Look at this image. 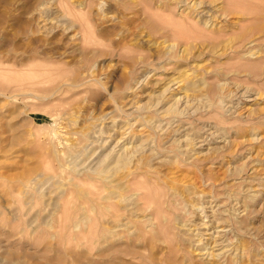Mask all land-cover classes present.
<instances>
[{"label":"rangeland","instance_id":"374dc122","mask_svg":"<svg viewBox=\"0 0 264 264\" xmlns=\"http://www.w3.org/2000/svg\"><path fill=\"white\" fill-rule=\"evenodd\" d=\"M254 1L0 0V264H264Z\"/></svg>","mask_w":264,"mask_h":264},{"label":"bare ground","instance_id":"6f19581e","mask_svg":"<svg viewBox=\"0 0 264 264\" xmlns=\"http://www.w3.org/2000/svg\"><path fill=\"white\" fill-rule=\"evenodd\" d=\"M215 3V2H214ZM241 4V3H240ZM124 5V4H123ZM237 5V4H236ZM231 7V6H230ZM229 7V8H230ZM217 8H218V6H217ZM220 8V7H219ZM233 8V7H232ZM232 8H230V9H232ZM239 8V7H238ZM236 9V8H235ZM244 9H246V10H248V9H250V11H248L249 12V15H251L252 17H251V19L253 18V19H255L256 21H259L258 22V24H254V25H252L251 24V26H248L247 28H245V26H244V28L243 27H241L242 28V32H240V33H236V35H235V38H232L233 40L234 39H237V38H239V41H245V40H247V38L248 37H251V36H253V34L255 33V32H257L258 31V33L259 32H261L263 29H262V23H263V17H264V3H263V0L262 1H254V2H251V4H249V6H246V8H244L243 6H242V8H241V11H239V13H242V15H243V13H245L244 11H242V10H244ZM225 11H226V8L224 9ZM70 11V10H69ZM213 13V12H212ZM222 13H224L223 11H221V9H219V10H217L216 9V11H215V13H214V17H217V18H222ZM236 13V12H235ZM234 14V13H233ZM246 14V13H245ZM235 15H237V14H235ZM46 16V15H45ZM224 16V15H223ZM229 16V15H228ZM244 16V15H243ZM242 16V17H243ZM248 16V15H247ZM47 17V16H46ZM241 18V17H240ZM247 17H245V18H241V20L242 19H246ZM44 19V18H43ZM226 19V18H225ZM249 19V18H248ZM48 20V19H47ZM43 21V20H42ZM44 22V21H43ZM237 22V21H236ZM234 23V22H233ZM261 23V24H260ZM220 24V23H219ZM235 24V23H234ZM234 24L232 25L233 27H234ZM242 24V23H241ZM44 25V24H43ZM217 25V23H215L213 26H216ZM67 27H69V26H66V28ZM240 28V27H239ZM69 29V28H68ZM81 29V28H80ZM244 29V30H243ZM216 31V33L217 32H219L221 29L220 28H218V27H216V29H215ZM224 30V29H223ZM239 30H241V29H239ZM82 32H83V36H85L86 35V32H84V29L82 28ZM214 32V30H213V33H212V35H215L216 33ZM233 32H235V31H233ZM253 32V33H252ZM233 34V33H232ZM231 34V35H232ZM211 35V34H210ZM218 35V34H217ZM234 35V34H233ZM232 39H231V41H232ZM254 39V38H253ZM220 40H221V38H220ZM219 40V41H220ZM228 40V39H227ZM217 41H218V39H217ZM230 41V42H231ZM230 42H229V44H230ZM248 42V41H247ZM246 42V43H247ZM217 43V42H216ZM244 43V42H243ZM241 44H242V42H241ZM239 45V44H238ZM224 46V45H223ZM77 84V83H76ZM173 123V122H172ZM178 129V128H177ZM176 130V129H175ZM200 135V134H199ZM201 137H203V136H201ZM195 138V137H194ZM196 139H197V137H196ZM205 139V138H204ZM195 141V140H194ZM197 141V140H196ZM199 141V140H198ZM203 141V140H202ZM193 143V142H192ZM136 147V146H135ZM123 148H124V146H123ZM132 148H133V146H132ZM131 147H130V149H132ZM125 149H127V147H125L124 148V150ZM134 149V148H133ZM136 149V148H135ZM144 150V149H143ZM142 150V151H143ZM150 150V149H149ZM133 151H136V150H133ZM154 151V150H153ZM123 152H125V151H123ZM127 152H129L130 153V151H127ZM127 152H125V154H123L122 152H119V154H118V157H117V159H113V165H114V162H115V165H116V163H123L122 165L123 166H125L126 165V163H129V162H131L132 160H133V157L135 156H137V155H135V153L134 152H132V150H131V154L129 155V153H127ZM137 152V151H136ZM141 152V151H140ZM140 154V153H139ZM138 159H140V158H138ZM107 162V161H106ZM118 163V164H119ZM120 163V164H121ZM107 166V169L109 168V166H110V164H106ZM105 166V165H104ZM112 166V165H111ZM101 168H103V167H101ZM107 169L104 167L103 169H98V176L99 175H103L104 177H102L104 180L106 179L107 180V178L108 177H110L109 175H107L106 173H107ZM92 170H94V169H92ZM109 170V169H108ZM111 170V169H110ZM95 171V170H94ZM96 172V171H95ZM106 172V173H105ZM109 172V171H108ZM110 172H112V171H110ZM100 173V174H99ZM101 173H103V174H101ZM113 173V172H112ZM128 174L127 175H124V176H126V177H128V176H130L131 174H134V171H133V169H129L128 170V172H127ZM97 174V173H96ZM124 176L122 177V179L124 178ZM113 177V176H112ZM121 179V181H123ZM108 181H110V180H108ZM124 182V181H123ZM120 183V182H119ZM128 183V182H127ZM118 184V183H117ZM126 184V183H125ZM124 184V185H125ZM119 185V184H118ZM123 185V186H124ZM127 185H129V184H127ZM125 186L126 188H128V186ZM117 186V185H116ZM120 187V189L122 188V185L120 184V186H118V188ZM125 187H123V188H125ZM171 187H173V186H171ZM117 188V189H118ZM122 188V189H123ZM125 188V189H126ZM119 189V191H118V196H119V198H123L124 197V195L123 194H120V190ZM173 189V188H172ZM176 189V188H175ZM174 189V190H175ZM177 189H178V187H177ZM127 190V189H126ZM137 193V192H136ZM155 196H156V193H155ZM154 196V197H155ZM156 198V197H155ZM102 199H104V198H102ZM153 199V198H152ZM89 200H94V199H89ZM155 200H157V198L155 199ZM161 200V199H160ZM159 200V201H160ZM159 201H157L158 202V204H159ZM156 204V203H155ZM202 205V204H201ZM101 206V211H102V213H105L106 211H109V212H106L105 213V216H108V218L106 219V220H101L100 219V222L97 224V226H95V227H97L96 228V231H94L96 234L95 235H98L99 236V238L98 239H96L97 240V242H96V244H98L99 246H100V248L102 247V245H104L105 244V247L111 242V239H112V237L113 236H115L116 234H117V230H119V229H116V227H121V226H125V227H128V229H130V224H131V220H130V218H132V216L130 217V214H131V212H130V214L129 215H127L128 213H127V209H126V207L125 206H121V205H119V206H116V204L115 203H104L103 205H100ZM157 206V205H156ZM156 206H151L153 209H154V211H155V213L154 214H156V215H158V214H160L159 212H160V209H155V208H157ZM113 207V208H112ZM158 207H160V205L158 206ZM110 208H112V209H110ZM115 208H116V211H115ZM164 211V210H163ZM161 214H163V217L165 216V214H164V212L162 213L161 212ZM88 215V214H87ZM102 215V214H101ZM132 215H133V213H132ZM155 215V216H156ZM154 216V215H153ZM161 216V215H160ZM162 217V218H163ZM88 217H86V219H87ZM124 218H127L126 220H124ZM160 218V217H159ZM90 219V218H89ZM88 219V220H89ZM92 219H94V217L92 218ZM96 219V218H95ZM94 219V220H95ZM99 219V218H98ZM154 219H156V218H154ZM93 220V222H95ZM241 222V221H240ZM92 226V225H91ZM94 226H92V228H93ZM95 227L93 228L94 230H95ZM123 228V227H122ZM223 231V230H222ZM89 234H90V236L93 234L94 235V232H93V230L91 229V228H89ZM87 233H88V231H87ZM119 234V233H118ZM89 236V235H88ZM87 238V237H86ZM88 239V238H87ZM91 239V238H90ZM88 240L89 242L88 243H90V241L91 240ZM229 241V240H228ZM222 243V242H221ZM91 244H93V242L91 241ZM107 244V245H106ZM225 244V243H224ZM91 245H89V247H90ZM95 246V245H94ZM94 246H92V247H94ZM97 246V245H96ZM98 246V247H99ZM109 246V245H108ZM223 246V245H222ZM104 248V247H103ZM235 248V247H234ZM93 249V248H92ZM238 249V247H236L235 248V250H237ZM105 250V249H104ZM114 250V249H113ZM113 250H111V251H113ZM99 251V250H98ZM103 253V252H102ZM101 253V251L100 252H98V254H100V255H105L104 253H106V252H104L103 254ZM108 253V252H107ZM107 253H106V255H107ZM111 253V252H110ZM116 253H118V252H116ZM211 254H213V251L212 252H210ZM242 253V252H241ZM109 254V253H108ZM100 255H97L98 257L100 256ZM105 255V256H106ZM112 254H110L109 256H111ZM108 256V255H107ZM212 256V255H211ZM101 257V256H100ZM104 257V256H103ZM232 261H234V260H228V262L226 263V264H230V263H232ZM88 262L89 261H87V264H88ZM100 263V262H99ZM98 263V264H99ZM234 263V262H233ZM89 264H91V262L89 263ZM102 264V263H101ZM196 264V263H195ZM203 264H216V263H214V261H211V262H206V263H203ZM218 264V263H217Z\"/></svg>","mask_w":264,"mask_h":264}]
</instances>
